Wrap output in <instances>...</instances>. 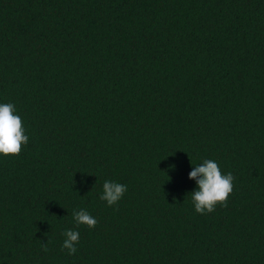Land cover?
Listing matches in <instances>:
<instances>
[{
  "label": "trees",
  "instance_id": "1",
  "mask_svg": "<svg viewBox=\"0 0 264 264\" xmlns=\"http://www.w3.org/2000/svg\"><path fill=\"white\" fill-rule=\"evenodd\" d=\"M4 103L0 264H264V0H0ZM205 159L234 181L201 214Z\"/></svg>",
  "mask_w": 264,
  "mask_h": 264
},
{
  "label": "clouds",
  "instance_id": "2",
  "mask_svg": "<svg viewBox=\"0 0 264 264\" xmlns=\"http://www.w3.org/2000/svg\"><path fill=\"white\" fill-rule=\"evenodd\" d=\"M14 112V104H0V153L5 156L19 155L22 145L26 144L29 139L24 134L21 117ZM171 167L175 166L172 165ZM189 176L197 180V188L191 192V199L197 213H211L215 211L217 204L227 206L228 197L233 191L234 176L231 172L222 174L216 161L205 159L202 164L195 165ZM126 191V185L106 180L100 199L112 206L123 197ZM72 214L78 225L83 224L89 228H94L97 224V220L85 209L74 211ZM63 235L65 239L62 248L67 249L70 255L75 254L80 233L74 229H67ZM43 251H48L46 243L43 246Z\"/></svg>",
  "mask_w": 264,
  "mask_h": 264
}]
</instances>
